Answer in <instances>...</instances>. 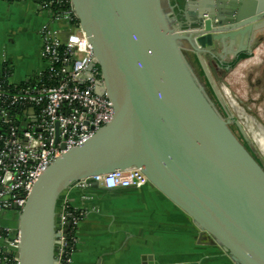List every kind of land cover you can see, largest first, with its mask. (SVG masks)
Returning a JSON list of instances; mask_svg holds the SVG:
<instances>
[{"label":"water","instance_id":"water-1","mask_svg":"<svg viewBox=\"0 0 264 264\" xmlns=\"http://www.w3.org/2000/svg\"><path fill=\"white\" fill-rule=\"evenodd\" d=\"M93 47L115 116L43 174L21 213L0 228L21 235L19 264H58L63 195L100 175L133 167L186 213L199 244L220 246L236 264H264V166L242 126L225 119L200 84L182 41L217 100L202 55L250 54L264 32V0H71ZM196 38V39H195ZM236 125L242 142L230 130ZM71 229L68 225L66 236Z\"/></svg>","mask_w":264,"mask_h":264},{"label":"built area","instance_id":"built-area-1","mask_svg":"<svg viewBox=\"0 0 264 264\" xmlns=\"http://www.w3.org/2000/svg\"><path fill=\"white\" fill-rule=\"evenodd\" d=\"M38 1L52 11L53 7H64L55 15L57 20L69 25L70 34L62 43L51 30L42 31V56L46 64L43 74L20 85L9 83L7 77L0 80V103L25 109L22 118L21 115L12 116L8 109L0 106V128L5 126L9 131L8 135L0 134V215L8 211L21 213L37 182L53 163L84 145L115 116L109 98L94 93L97 83L102 81L101 71L72 1ZM46 77L49 81L59 80L56 85H50ZM17 120L21 123L19 127ZM91 183L114 191L141 190L150 181L141 169L133 167L78 184L85 189ZM81 219L82 215L69 205H63L57 230L61 235L58 264L71 263ZM68 225L71 229L65 236ZM73 231L74 237L69 240ZM20 246L19 232L12 236L9 230L0 228V264H19Z\"/></svg>","mask_w":264,"mask_h":264},{"label":"crops","instance_id":"crops-1","mask_svg":"<svg viewBox=\"0 0 264 264\" xmlns=\"http://www.w3.org/2000/svg\"><path fill=\"white\" fill-rule=\"evenodd\" d=\"M179 1L168 0L166 14ZM44 29L62 43L70 34L38 0H0V80L20 85L44 73ZM181 45L189 47L187 57L193 54L189 41ZM79 185L63 195V205L82 215L70 264H236L220 246L199 244L193 220L153 185L114 191Z\"/></svg>","mask_w":264,"mask_h":264},{"label":"rangeland","instance_id":"rangeland-1","mask_svg":"<svg viewBox=\"0 0 264 264\" xmlns=\"http://www.w3.org/2000/svg\"><path fill=\"white\" fill-rule=\"evenodd\" d=\"M187 45L185 47L189 49ZM263 45L264 32L259 34L255 39V47L250 52V54H248V58L240 60L236 65H233L227 71L223 68L217 67L213 62L210 63L207 56L202 55L203 65L208 71L207 73L209 75L211 85L214 86L215 91L220 95L221 102L217 100L209 83L206 80V77L204 74H202L201 67L197 62L194 53L190 54L189 57L192 66L195 69L198 80L211 102L215 104L219 113L225 119H228L229 116H233L235 121L238 120L237 122L242 126L247 137L251 140L252 147L257 152V156L264 164ZM251 62L253 65H251ZM233 77L234 80L232 81ZM227 92L233 99L230 96H227ZM233 100H235L237 104L234 103L235 101ZM230 104L233 108L230 106ZM230 130L242 142V136L240 135L236 125H230Z\"/></svg>","mask_w":264,"mask_h":264},{"label":"trees","instance_id":"trees-1","mask_svg":"<svg viewBox=\"0 0 264 264\" xmlns=\"http://www.w3.org/2000/svg\"><path fill=\"white\" fill-rule=\"evenodd\" d=\"M63 9H64V7H53V11H54V12H58V11L63 10ZM63 51H64V47L61 48V53H63ZM248 56H249V55H247V54H243V55H241V57H240L238 60H236V61H235L230 67H232L233 65H236L240 60L248 58ZM195 58H196V56H195ZM196 60H197V59H196ZM197 62H198V61H197ZM57 68H58V67H57ZM202 74H203V71H202ZM44 79H45V78H44ZM58 80H59V78H56V79H54V80H52V81H49V79L46 77L47 84H50V85H56ZM7 88H8V86H7ZM10 88H13V86L10 87ZM0 106L3 107V108L8 109V110L10 111V113H11L12 116H15V117H16V116H18V115H21L22 118L25 117V116H24V113H23V111H24L25 109L22 108V107H8L9 105H7V104H1V103H0ZM34 110H35V111H38V108L35 107ZM20 124H21L20 121L17 120V126H18V127H19ZM0 130H1L0 134H3V135H8V134H9V131L7 130V127H5V126H2V127L0 128ZM0 146H2V142H0ZM255 157H256L257 161H258L261 165L264 166V164H263V162L260 160V158H259L258 156H255ZM77 214H79V213H77ZM74 234H75V231H73L72 233L69 234V237H68L69 240H70V238L74 237ZM63 264H64V263H63Z\"/></svg>","mask_w":264,"mask_h":264},{"label":"flooded vegetation","instance_id":"flooded-vegetation-1","mask_svg":"<svg viewBox=\"0 0 264 264\" xmlns=\"http://www.w3.org/2000/svg\"><path fill=\"white\" fill-rule=\"evenodd\" d=\"M225 57H226V59H228V60H226V61H223V63L225 64V66L226 67H229V66H231L234 62H229V59H232L233 57H232V55L230 54V53H228V54H225ZM241 57V56H240ZM224 70H225V68H223Z\"/></svg>","mask_w":264,"mask_h":264},{"label":"bare ground","instance_id":"bare-ground-1","mask_svg":"<svg viewBox=\"0 0 264 264\" xmlns=\"http://www.w3.org/2000/svg\"><path fill=\"white\" fill-rule=\"evenodd\" d=\"M260 46V45H259ZM264 46V45H263ZM261 47V46H260ZM264 49V48H263ZM260 50V49H259ZM263 51V50H262ZM260 52V51H259ZM262 53V52H261ZM259 54V53H258ZM260 56V55H259ZM256 57V56H255ZM257 58V57H256ZM258 60H260V59H258ZM251 61H252V59H251ZM261 61H262V59H261ZM250 62V61H249ZM246 63H247V61H246ZM251 65H253L252 64V62H251ZM244 66V65H243ZM247 66H248V64H247ZM249 67V66H248ZM235 79H236V77H235ZM234 80V77H233V79H232V81ZM227 96L229 97L230 96V94L227 92ZM231 97V96H230ZM244 97H245V95H244ZM232 98V97H231ZM247 98V97H246ZM233 99V98H232ZM233 101H235V100H233ZM234 103H236L237 104V102L235 101ZM230 106L232 107V105L230 104ZM233 108V107H232ZM238 121V120H237ZM248 133H249V131H248Z\"/></svg>","mask_w":264,"mask_h":264}]
</instances>
